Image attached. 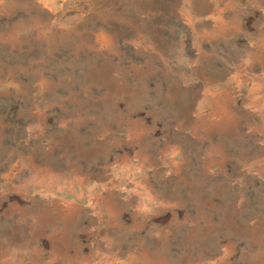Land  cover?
<instances>
[{
  "label": "rangeland",
  "instance_id": "374dc122",
  "mask_svg": "<svg viewBox=\"0 0 264 264\" xmlns=\"http://www.w3.org/2000/svg\"><path fill=\"white\" fill-rule=\"evenodd\" d=\"M0 264H264V0H0Z\"/></svg>",
  "mask_w": 264,
  "mask_h": 264
}]
</instances>
